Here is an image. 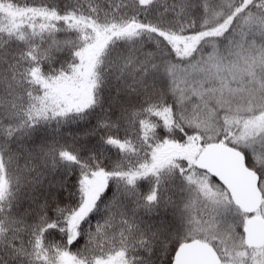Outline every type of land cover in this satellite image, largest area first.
Masks as SVG:
<instances>
[{"label": "snow or ice", "instance_id": "obj_1", "mask_svg": "<svg viewBox=\"0 0 264 264\" xmlns=\"http://www.w3.org/2000/svg\"><path fill=\"white\" fill-rule=\"evenodd\" d=\"M0 264H264V0H0Z\"/></svg>", "mask_w": 264, "mask_h": 264}]
</instances>
